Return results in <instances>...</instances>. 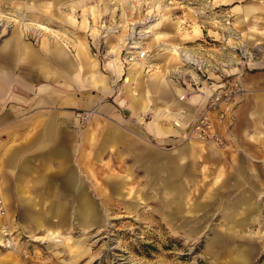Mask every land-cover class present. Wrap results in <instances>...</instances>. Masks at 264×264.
<instances>
[{
	"label": "rangeland",
	"instance_id": "rangeland-1",
	"mask_svg": "<svg viewBox=\"0 0 264 264\" xmlns=\"http://www.w3.org/2000/svg\"><path fill=\"white\" fill-rule=\"evenodd\" d=\"M71 1H74L72 6ZM132 1L0 0V46L12 31L24 30L32 33L31 38L24 37V40L37 49L42 38L51 40L53 36L50 32H39L35 26L27 27L26 23L43 21L51 29L68 33L69 37L57 39L61 44L67 41L71 55L75 52L74 40L85 38L91 54L108 77V89L99 94V102L87 105L84 97L92 91L79 90L69 83L62 70L61 77L54 79L52 71L57 66L42 50L35 51L43 58L44 68L34 64V69H30V64H24L21 69L17 64L14 69L6 70L10 74L8 93L29 96L27 102L13 103L19 112L16 116L26 118L57 108L68 109L74 120L66 127L74 132L70 141L66 139L62 143L73 150L70 159L37 156L32 166H22L29 156L24 149L13 158L9 170L2 164L3 157L0 158V198L6 206L0 225H8L12 234V244L0 246V259L7 261L6 264H264V163L246 160L245 173L238 175L235 169L240 150L227 149L229 138L223 148L227 150L220 154L208 151L197 141L186 140L179 130L166 138L150 135L145 123L152 120L164 125L172 123L160 109L165 102L152 96L154 91L148 85L152 71L144 69L143 76L136 80L144 91L148 88L144 97H131L126 91L132 88L129 77L124 86L122 79L117 80L104 67L110 61L103 57L107 46L101 40L97 52L92 44V40L99 43L95 37L96 23L103 15L126 10L134 14L155 12L158 20L153 28L154 38L148 45L156 52L155 62L166 61L170 64L168 69L182 67L177 46L204 48L222 62L230 59L232 77L241 75L244 84V77L250 72L249 62L262 59L264 66V35L260 32L264 28V0H144L145 4L138 6V10L132 7ZM43 2H48V8L38 10ZM89 6L95 7V17L88 14L92 26L82 30L78 25ZM246 7L252 10L248 15L243 13ZM51 11L61 19L49 20ZM33 13L41 15L40 19L30 16ZM68 14L75 19L74 25L64 20ZM157 32L162 35L155 37ZM109 41L111 44L115 38ZM159 46L170 47L166 56L158 53ZM132 68L139 75L144 67L136 64ZM257 71H264V67ZM244 88L247 92L235 107L232 127L237 108L250 92L245 84ZM49 94L66 99L67 105L73 106L30 100ZM139 104H145V108L134 111ZM5 107L2 102L0 116L12 105ZM78 113L82 116L77 117ZM11 116L15 115L7 114ZM9 121L0 119V155L4 158L13 147L27 145L20 144L17 134L8 133L12 122ZM32 126L33 123L28 131ZM106 129L119 130L123 138L110 143L116 149L107 146L99 159H91L93 142L89 134ZM131 142L139 144L143 153L140 147L124 148V144ZM39 145L42 144L36 146ZM5 146L11 148L6 150ZM78 149L84 154L78 153ZM178 149L185 151L181 159H176L178 165L184 166L177 175L163 169L157 173V166L146 159V155L174 159ZM246 149L254 151L253 147ZM67 170L73 171L76 184L81 183L86 197L91 199L99 219L94 224L87 226L76 218L74 210L78 200L63 187V171ZM165 178L171 179L174 185L165 187ZM115 182L121 184L119 191L111 187ZM7 190L10 201L2 194ZM106 196L107 201L103 202ZM240 203L243 206L247 203L249 211L239 213ZM28 213L38 215L39 219H28ZM47 230H55L56 235L41 238Z\"/></svg>",
	"mask_w": 264,
	"mask_h": 264
},
{
	"label": "crops",
	"instance_id": "crops-1",
	"mask_svg": "<svg viewBox=\"0 0 264 264\" xmlns=\"http://www.w3.org/2000/svg\"><path fill=\"white\" fill-rule=\"evenodd\" d=\"M56 1L57 0H54V2ZM73 3L74 1H71L70 5H74ZM43 7L48 8V2L39 4L37 9L42 11ZM27 9L34 10L32 6H27ZM251 11L252 10L249 7L243 8V13L245 15H248ZM88 14L91 15L94 19V6H89L88 10H86V13L82 16L81 22H79L80 24L78 25L82 30L90 29L92 26L88 22ZM30 16L38 17L39 19L41 17V15L35 13L31 14ZM180 16L183 17L184 13L182 12ZM48 19L56 21L58 19L60 20L61 18L56 16L55 13L51 11L50 17ZM64 20L69 24H75V19L71 14H68L67 17L64 18ZM181 20L185 21L184 19ZM37 21L38 22L29 21L28 23L43 26L46 30H39V32H50L53 36V39L51 40L42 38L38 44L37 49L35 50H42L48 53L53 63L57 66V69L53 68L52 71V76L54 77V79L61 77L60 70H62V72L65 73L68 77L69 83H73V85L76 86L79 90L92 91L90 94H87L84 97L87 101L85 104L93 105L98 103L100 100L99 94L105 93L108 89V77L102 72L99 61L91 54L86 39L83 38L74 40L75 52L71 55L67 49L69 48L67 41L61 44L57 39L62 37H69L68 33L51 29L43 21ZM249 28H251L252 30L256 29L255 26H250ZM198 31L200 30L198 29ZM260 32L264 35V28H262ZM157 34L160 35V33L157 32L155 34V37L157 36ZM24 37L31 38L32 33H30L29 31L24 32V30H14L12 31L9 38L6 39L0 46V105H2V102L6 106L5 108H7V105L9 104L12 105L11 109L7 108L8 111L5 109L3 112H1L2 116H0V119H2L3 121H12L10 124L11 131H8V133L17 134L20 144L23 142L27 144L26 146L22 147H13L11 150H9V148L11 147L6 148L5 146L6 150H9L10 152H7L8 155L6 158H4L3 154L0 155V158L3 157L2 164L5 166V169L10 168L9 170L12 169L13 158L17 156L19 152L24 151V149L28 150L27 155L29 156L26 158L27 161L23 162L22 166L26 164L27 166H32L37 156H51L53 157V159L61 160L62 157L64 159H70L72 158L73 154L72 149L62 145V143L64 144L66 142V139L70 141L69 137L74 132L71 131L70 128L66 127L72 122V120H74L72 119L73 115L71 114L70 110L57 108L54 110H50L49 112L42 113V115H33L32 117L24 118L21 115L19 117L16 116V114L19 112H17V110L15 109L17 106L13 103L27 102L29 101V96L20 93H8V78L10 77V74L6 72V70L14 69L17 64H20L21 69L24 68V64H30V69H34L32 66L34 64L37 65V67L39 66L38 64L43 67V58L38 55V52L34 50L30 42H26L24 40ZM158 53L162 56H166L164 54H168V52ZM262 62V59L249 62L250 67L248 68L250 72L246 73L244 77V84L250 89L248 90L250 92L246 99L237 108V119L235 125L231 128V131L228 134L229 146L227 149H234L236 152H239L240 150V160L236 162V166L238 168L235 169L238 175H242L245 173L244 165L246 164V160H252V162L259 161L261 163H264V71H257V69L264 67ZM169 66L170 64H166V61L165 63L155 62L149 70L152 71V76L149 79L148 85L150 86L152 91H154V95H151L155 99L165 102V106L161 107L160 109L161 111H163L164 117L168 118L169 122H172L169 125H164L158 121L152 120L149 124H145L149 134L155 138H166L170 135H173L174 131L176 130L183 132V129L185 128L187 123L192 118H194L199 113V111H201L206 102V100L198 93L193 94L186 100L178 99V95L181 94L183 87L180 83L170 78V69H168ZM104 67L105 69L111 71L113 75L115 74V70L113 69L109 61L105 63ZM133 69L134 68H132L131 70L130 68L126 73H124L120 68H116V74H124L125 77H129L132 88H129L128 90L126 89V91L130 94L131 97H144V93L148 91V88L144 91L143 86L141 84L139 85L138 81H136L138 76H143L144 68H142V71L139 73V75H135V71ZM252 70L254 71L251 72ZM41 73L44 74L43 71ZM58 81L60 80L58 79ZM133 82L135 83V85H133ZM169 97L170 101L168 102L167 99H169ZM32 98L33 99L30 100L43 104H60L62 102L64 106H73L67 105L68 100H60V98L55 94L37 95ZM139 108H145V104H139V106L137 105L134 111H137ZM7 114H12L15 116L7 117ZM31 123H33L34 126H32V128L28 131ZM15 129L17 130V132H15ZM89 135L90 140H92L93 142L90 151L91 159H99L104 148L107 146L110 149H116V146L110 143L120 141V139L123 138V134L119 130L115 129L96 130L92 131ZM1 141L2 139H0V142ZM38 144L42 145L36 146ZM202 145H204V147H207L208 151H212V153L222 154L223 151L227 150H217L207 144H201L200 146ZM2 147L4 148V146ZM138 147H140V145L136 144V142L124 144V148L128 150L139 149ZM247 147H253L254 151L251 153L246 149ZM192 150L194 151V149H191V155H194V152ZM140 151L141 153H143L144 149L140 147ZM184 151L185 150L178 149L175 152L176 157L174 159L168 156L158 157L155 155L151 157L146 155V159L148 160V162L150 161L157 166L155 168L157 173L158 171L163 169L166 170L170 175H177L183 171L184 166L178 165L176 163V159H181ZM78 153L84 154L82 149H78ZM60 163L61 162H59L58 164ZM68 165L69 163L64 166ZM63 173V187L71 191V195L74 196L73 198L78 200V204L74 210L76 218L84 225L88 226L94 224L96 220H99L98 214L93 206V203L91 202V199L86 197L87 193L86 191H84L82 184H76L73 171L71 172V170H67L63 171ZM5 184L7 185V183ZM163 184L165 187L169 188L174 185V182H172L169 178H165ZM120 185L121 184L119 182H115L111 187L114 191H119ZM6 187H4L5 190ZM2 194L4 198L8 199V201L11 200V195L9 194L8 190L7 192L5 191V193ZM105 198H107V196L104 197V199ZM104 199H102V201L106 202L107 199ZM246 205L247 203L244 204V206L242 203L239 204V213L249 211L250 208L246 207ZM251 205V202H249L248 206ZM10 207L11 209H15V207H12V205ZM56 212H58V210H56ZM26 217L35 221L39 219V216L34 213H28L26 214ZM48 235L55 236L56 231L47 230L45 236H41V238H44ZM5 262L0 259V264Z\"/></svg>",
	"mask_w": 264,
	"mask_h": 264
},
{
	"label": "built area",
	"instance_id": "built-area-1",
	"mask_svg": "<svg viewBox=\"0 0 264 264\" xmlns=\"http://www.w3.org/2000/svg\"><path fill=\"white\" fill-rule=\"evenodd\" d=\"M144 4V0L132 1V7H136V10L139 9L138 6ZM157 20L158 15L155 12L134 14L126 10L120 14H105L96 23L95 37L99 43L96 44L92 40V44L98 52L102 40L107 46L103 57L110 61L117 58L120 67L126 72L134 64H141L149 71L155 63L156 52L148 45L149 40L154 38L153 28ZM120 35L122 40L118 43ZM110 38H115V42L110 44ZM114 44L118 45L117 52L112 48ZM168 48L170 47L159 46L158 49L164 53L170 51ZM177 50L182 67L171 68L169 76L183 87L178 98L186 100L198 93L206 100L201 111L187 123L182 135L186 140L208 143L214 148L223 149L227 145L228 134L234 122L235 107L247 92L241 75L232 77L230 68L232 61L229 59L222 62L204 48L177 46ZM81 116L82 114H77V117ZM5 214L6 206L0 198V217ZM0 230L2 231L0 246H10L12 234L9 226L0 225Z\"/></svg>",
	"mask_w": 264,
	"mask_h": 264
},
{
	"label": "bare ground",
	"instance_id": "bare-ground-1",
	"mask_svg": "<svg viewBox=\"0 0 264 264\" xmlns=\"http://www.w3.org/2000/svg\"><path fill=\"white\" fill-rule=\"evenodd\" d=\"M11 19V18H10ZM15 20V19H14ZM26 25L28 26V27H30L31 25L32 26H35L38 30H46L43 26H40V25H35V24H32V23H26ZM35 28V29H36ZM34 29V28H33ZM59 35V34H58ZM118 43L122 40V35H120L119 36V38H118ZM112 48H115L114 49V51H118V45L117 44H114V46H112ZM175 50V49H174ZM173 50V51H174ZM176 52V51H175ZM110 62V64L112 65V67H113V69L115 70V74H114V76L116 77V79L117 80H119L121 77V79L123 80V84H124V86L126 85V80L128 79L127 77H125L124 76V74H120V75H118V74H116V68H120L121 69V67H120V65H119V63H118V60H117V58L116 59H114L113 61H109ZM135 65V64H134ZM122 70V69H121ZM179 99V98H178ZM151 121H149V122H147V123H145V124H149ZM0 234H1V238H2V231L0 230ZM0 243H1V239H0Z\"/></svg>",
	"mask_w": 264,
	"mask_h": 264
}]
</instances>
